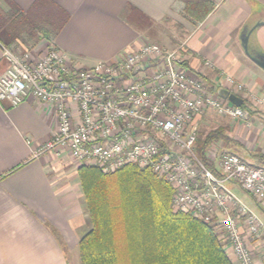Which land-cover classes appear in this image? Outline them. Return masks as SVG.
I'll list each match as a JSON object with an SVG mask.
<instances>
[{
    "label": "crops",
    "instance_id": "0c3cea01",
    "mask_svg": "<svg viewBox=\"0 0 264 264\" xmlns=\"http://www.w3.org/2000/svg\"><path fill=\"white\" fill-rule=\"evenodd\" d=\"M193 1L42 0L41 21L31 13L36 0H0V44L15 55L30 50L33 58L53 45L83 66L113 61L159 35L165 49L185 44L184 67L206 90H230L225 77L244 86L237 96L247 120L212 110L193 120L197 138L218 132L204 157L230 152L257 163L264 159V115L248 94L264 97V71L245 55L241 38L264 21V0H199L212 6L204 18L189 7ZM249 43L250 54L264 56V25ZM6 68L0 49V74ZM56 129L54 112L32 99L16 107L0 102V264H69L67 254L79 255L78 242L90 230L80 166L66 153L43 150Z\"/></svg>",
    "mask_w": 264,
    "mask_h": 264
},
{
    "label": "built area",
    "instance_id": "2783aa9c",
    "mask_svg": "<svg viewBox=\"0 0 264 264\" xmlns=\"http://www.w3.org/2000/svg\"><path fill=\"white\" fill-rule=\"evenodd\" d=\"M0 49L7 62L0 102L16 107L29 98L56 116L57 129L43 150L103 173L128 165L151 171L172 189V212L208 226L231 264H264V220L229 188L237 185L264 206V167L230 152L201 159L192 128L209 110L233 120H247V112L206 90L184 67L185 44L168 50L144 41L136 51L91 66L53 45L39 58ZM224 82L229 94L244 90L229 77ZM248 95L264 115V97Z\"/></svg>",
    "mask_w": 264,
    "mask_h": 264
},
{
    "label": "trees",
    "instance_id": "16d2710c",
    "mask_svg": "<svg viewBox=\"0 0 264 264\" xmlns=\"http://www.w3.org/2000/svg\"><path fill=\"white\" fill-rule=\"evenodd\" d=\"M41 1L36 0L31 13L43 21L47 15ZM188 4L202 13L199 18L212 8L199 0ZM217 134L196 138L201 159ZM254 164L262 166L264 159ZM78 180L91 226L78 242L80 264H231L208 226L172 212V189L151 171L128 165L103 173L80 166Z\"/></svg>",
    "mask_w": 264,
    "mask_h": 264
},
{
    "label": "rangeland",
    "instance_id": "374dc122",
    "mask_svg": "<svg viewBox=\"0 0 264 264\" xmlns=\"http://www.w3.org/2000/svg\"><path fill=\"white\" fill-rule=\"evenodd\" d=\"M0 18H2V17H0ZM4 19H6V18H4ZM35 24H37V26H41L37 22H35ZM160 38H161V35H159V38L148 39L147 41H151V42H154V43H157V44L169 45L168 42H165L162 39H161L162 41H158L157 40V39H160ZM25 53L32 54V52H30V50H25ZM244 162L246 164H251L252 160L248 156H246L244 158ZM262 167H264V165H262ZM229 188L232 189L236 193V195L243 201V203L246 206H248L250 209H252L259 217H261L264 220V213H263L264 206H261V205H260V207L257 206L256 203L254 202V200L248 194H246L243 191H241L240 188L237 185L230 184ZM77 254H78V252H77ZM67 259H68L69 264H80L79 255H77L76 257H72V256L67 254Z\"/></svg>",
    "mask_w": 264,
    "mask_h": 264
},
{
    "label": "water",
    "instance_id": "95a60500",
    "mask_svg": "<svg viewBox=\"0 0 264 264\" xmlns=\"http://www.w3.org/2000/svg\"><path fill=\"white\" fill-rule=\"evenodd\" d=\"M264 25V21L262 22H258L256 23L250 30H248L245 34L242 35L241 38V44H242V48L243 51L245 53V55L256 65L258 66L260 69H262L264 71V56L263 55H259L258 57H254L252 56L249 51H248V39L250 34L258 27ZM219 95L227 98L228 102L235 106V107H241L243 104V100L234 95V94H229L227 91H223V92H219Z\"/></svg>",
    "mask_w": 264,
    "mask_h": 264
}]
</instances>
